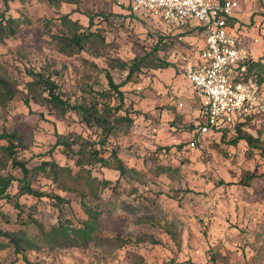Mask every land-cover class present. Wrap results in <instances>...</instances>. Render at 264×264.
<instances>
[{
    "label": "rangeland",
    "instance_id": "374dc122",
    "mask_svg": "<svg viewBox=\"0 0 264 264\" xmlns=\"http://www.w3.org/2000/svg\"><path fill=\"white\" fill-rule=\"evenodd\" d=\"M238 1L239 31L253 60H258L264 57V0ZM4 2L0 0V10ZM9 5L7 15L19 18V31L0 39V75L12 78L18 89L15 98L0 107V132L17 130L24 135L26 146L19 147L18 156L30 166L53 159L77 173L75 161L61 146L49 151L57 132L79 142L102 137L79 111L62 114L35 100L28 90L30 70L51 75L57 91L70 103L89 105L97 91L112 92L107 71L116 83L128 73L110 66L111 59L127 61L152 50L158 34L148 27L169 34L168 47L157 55L172 65L144 68L121 88L123 111L131 113L134 125L113 136L112 142L131 170L118 181L117 170L91 167L92 176L112 180L98 190V197L85 199L100 211L98 234L87 241L28 250L27 259L6 243L0 246V264H264V110L242 127L259 139L258 146L245 140L232 144L234 130L225 138L209 133L199 145L190 144L200 120V102L182 57L197 55L202 35L169 32L163 20L132 13L111 0H82L78 5L9 0ZM66 14L69 20H79L80 31L89 28L97 33L72 55L63 53L53 37L73 33V23L63 19ZM108 95L111 104L118 103L114 93ZM8 170L16 177L23 175L18 168ZM251 174L255 177L248 180ZM18 184L15 181L11 188V199L0 198V230L33 237L38 228L31 218L45 228L60 217L73 226L87 218L81 196L52 179L40 175L34 184L68 203L56 206L48 197L20 195ZM0 241L6 238L0 236Z\"/></svg>",
    "mask_w": 264,
    "mask_h": 264
},
{
    "label": "trees",
    "instance_id": "16d2710c",
    "mask_svg": "<svg viewBox=\"0 0 264 264\" xmlns=\"http://www.w3.org/2000/svg\"><path fill=\"white\" fill-rule=\"evenodd\" d=\"M49 1L53 4H61L64 2L78 5L82 0ZM4 3V10H0V39L2 40L6 37L16 35L19 31V18L8 16L7 12L10 10L9 0H5ZM127 9L129 10V8ZM131 12L135 13L133 11ZM63 19L73 23V33L55 34L53 36L59 44V49L63 53L72 55L82 51L85 44L92 41L93 37L97 35L96 32L91 31L89 28L86 31H80L83 25L79 20H69V14L64 15ZM93 19L91 16L90 23ZM230 21L232 25H235L239 21V18L233 17ZM168 27L169 32L172 30H182V32L187 34H201L203 30L200 25H185L181 28L168 25ZM148 31L158 34L157 43L152 50L143 56H137L127 61L116 58L111 59L109 62L110 66L124 68L128 73L123 81L116 83L111 73L107 71L106 77L112 92L97 91V97L89 105L70 103L69 100L63 98L57 91L59 85L52 79L51 75L41 71H29L33 79L28 83V90L35 100L48 107L58 109L62 114H65L69 110L79 111L83 121L89 127H97L101 131L102 137L99 140H83L79 142L77 139L72 138L70 134L64 135L57 132L56 141L49 151L53 152L57 147L61 146L65 154L73 159L75 165L78 167L77 173H73L71 167L61 165L53 159L42 160L40 164L30 166L28 162L18 156L19 147L26 146L24 135L17 130L0 132V141H5V143L0 144V198L11 199V188L14 186L15 181H18V192L20 195H32L39 199L48 197L56 206H62L64 203H68V200L59 194L46 192L34 184L35 179L43 175L58 183L62 189L75 191L79 194L82 199V207L87 214V218L81 220L78 225L73 226L60 217L50 228H45L37 219L31 218L32 222L38 228V232L33 237H29L27 234L0 230V236L6 238V241H0V246L4 247L7 245L6 243H9L14 246L16 253L22 254L24 259H27L25 253L28 250H39L45 246L55 247L58 245H66L71 241L74 243L80 239L87 241L98 234L100 211L88 204L85 199L89 196L98 197V190L108 187L112 183V180L108 178L99 179L92 176L91 167L99 164L117 170L119 172L118 181L131 170L120 156V147L112 142L113 136L127 133L134 125V118L131 113L128 110L123 111L125 92L121 88L133 82L144 68L158 69L172 65L169 60L160 58L157 55L160 50L168 47L166 38L169 37V34L166 35L152 27H148ZM240 37L242 38V35ZM253 59L250 52L249 59L244 63L246 64V70L241 72L239 68L235 73L234 80L245 82L253 81L264 89V57L258 60ZM17 89V83L12 78L0 75V107H6L15 98ZM110 93H114V97L118 100L117 104H111L108 101L110 97L108 94ZM195 96L200 102L198 114L200 120L196 124L197 128L193 136L198 127L205 121L200 112L201 100L196 94ZM26 103H29L28 98L26 99ZM258 113L249 114L245 116V119L238 120L232 126L214 130L211 135L225 138L228 130H234L237 131V136L230 140L232 144H237L240 140H245L252 147L258 146V138L242 131V127ZM40 118L44 119L42 112L40 113ZM76 144H80L77 149L75 148ZM159 149L161 148L159 147ZM9 166L20 169L23 175L16 177L8 170ZM81 170L84 173H81ZM254 177L255 174H251L248 180ZM212 258L215 259V255Z\"/></svg>",
    "mask_w": 264,
    "mask_h": 264
},
{
    "label": "built area",
    "instance_id": "2783aa9c",
    "mask_svg": "<svg viewBox=\"0 0 264 264\" xmlns=\"http://www.w3.org/2000/svg\"><path fill=\"white\" fill-rule=\"evenodd\" d=\"M119 7L163 20L181 28L200 25L203 46L197 55H183L186 74L194 93L201 100V115L205 121L194 134L191 145L203 142L214 130L232 126L249 114L264 110V90L256 82L235 81V73L250 56V50L240 37L238 0H113Z\"/></svg>",
    "mask_w": 264,
    "mask_h": 264
},
{
    "label": "crops",
    "instance_id": "0c3cea01",
    "mask_svg": "<svg viewBox=\"0 0 264 264\" xmlns=\"http://www.w3.org/2000/svg\"><path fill=\"white\" fill-rule=\"evenodd\" d=\"M238 18H239V16H238ZM241 26V25H240ZM241 31V30H240ZM242 32V31H241ZM243 38V37H242ZM244 39V38H243ZM244 41H246V40H244Z\"/></svg>",
    "mask_w": 264,
    "mask_h": 264
}]
</instances>
